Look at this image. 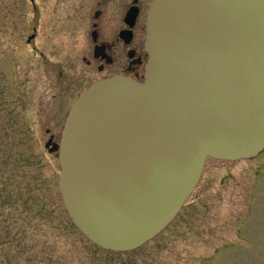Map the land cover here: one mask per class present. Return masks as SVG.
I'll return each mask as SVG.
<instances>
[{"label":"water","instance_id":"95a60500","mask_svg":"<svg viewBox=\"0 0 264 264\" xmlns=\"http://www.w3.org/2000/svg\"><path fill=\"white\" fill-rule=\"evenodd\" d=\"M144 48L142 79L95 81L45 143L71 221L112 251L162 231L208 157L264 150V0H151Z\"/></svg>","mask_w":264,"mask_h":264},{"label":"rangeland","instance_id":"374dc122","mask_svg":"<svg viewBox=\"0 0 264 264\" xmlns=\"http://www.w3.org/2000/svg\"><path fill=\"white\" fill-rule=\"evenodd\" d=\"M98 1L0 0V264H264V152L208 158L177 215L134 250L103 249L73 225L45 127L58 138L76 90L100 75L82 61ZM33 26L37 46L61 60V85L27 50ZM56 101L62 116L51 125L44 114Z\"/></svg>","mask_w":264,"mask_h":264},{"label":"flooded vegetation","instance_id":"af4514ba","mask_svg":"<svg viewBox=\"0 0 264 264\" xmlns=\"http://www.w3.org/2000/svg\"><path fill=\"white\" fill-rule=\"evenodd\" d=\"M28 1L30 3L34 2V0ZM108 1L99 0L97 2L98 6L92 12L90 45L86 48L87 54L82 56L85 66H92V69L95 68L97 73L100 74L90 83L114 74H124L140 79L144 75V65L147 59L144 50L145 19L150 0H112L114 6L111 9L108 8ZM36 40V26H33V32L27 35V50L38 57L44 79L53 85L55 84V86L61 85L63 78L61 60L56 56L45 54L37 46ZM90 83L76 90L75 97L71 100L67 109ZM74 85L72 80L67 83V86L72 88ZM54 97L55 93L49 99L50 102L54 100ZM53 106L54 110L51 108L49 113L43 115L51 125H54L53 122L62 116L60 102H54ZM51 129V127H45V132L48 134L47 140L51 138L52 141H57L58 138H55L50 131Z\"/></svg>","mask_w":264,"mask_h":264}]
</instances>
